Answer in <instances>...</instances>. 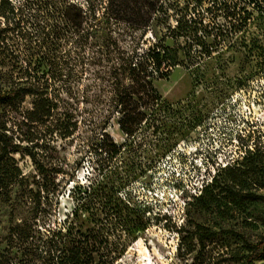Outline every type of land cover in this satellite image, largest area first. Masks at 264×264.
<instances>
[{
    "label": "rangeland",
    "instance_id": "374dc122",
    "mask_svg": "<svg viewBox=\"0 0 264 264\" xmlns=\"http://www.w3.org/2000/svg\"><path fill=\"white\" fill-rule=\"evenodd\" d=\"M55 1L0 0V128L19 150L0 143V264H49L41 241L70 223L96 228L91 213L75 211L107 180L148 205L151 218L132 235L104 228L123 246L114 264H246L264 236V74L257 47L249 53L264 44V0H162L165 20L145 33L130 24L148 17L149 0H61L100 22L67 38ZM108 9L115 18L103 17ZM234 18H249L247 27L235 32ZM160 44L178 54L153 82L165 105L148 114L164 124L151 121L129 139L102 86L119 52ZM100 128L123 147L102 172L88 148ZM25 219L37 230L32 253L8 245Z\"/></svg>",
    "mask_w": 264,
    "mask_h": 264
},
{
    "label": "trees",
    "instance_id": "16d2710c",
    "mask_svg": "<svg viewBox=\"0 0 264 264\" xmlns=\"http://www.w3.org/2000/svg\"><path fill=\"white\" fill-rule=\"evenodd\" d=\"M26 2L27 0H24V3ZM111 5L112 2L109 3V6ZM148 7V17L143 19L137 16L130 24L132 28L143 30L145 33L153 22L158 23L165 20L166 15L164 18L160 15V12L163 11L162 0H149ZM51 10H53V19L62 30L63 37L68 34L80 35L85 29H88L86 31L88 32L89 29L100 23L96 22L97 13L95 11H84L80 4H65L61 0H56L51 4ZM103 17L106 20L115 18L110 9L103 13ZM248 19L243 18L237 22L234 18L236 23L233 24V30L235 32L242 31L247 27ZM232 46L231 44L230 47ZM256 47L262 56L259 72L264 74V44H254L249 48L251 55L253 48ZM204 54L210 57L212 53L210 50H205ZM118 56L121 63L110 68V74L102 89L107 95L108 115L115 113L118 115V127L122 134L130 139L143 125L149 124L151 121L158 125L164 124L163 116L152 118L148 114V111L155 107L159 108L165 105L153 82L166 78L169 73L168 69L178 64V54L176 50L160 44L158 48H149L143 54L119 52ZM255 74L258 75L257 72ZM91 133L88 148L94 152L96 156L94 164L99 172H102L115 165L123 147L114 142L105 128L96 129ZM0 143L3 151L10 148L15 149V152L19 151L12 145L10 138L2 128H0ZM258 153L264 157V147ZM137 167H142V164L135 166V168ZM118 193L115 184L110 180L96 182L92 189L84 192L85 201L81 203L75 213L76 215L79 211L91 213L96 219L97 227L83 231L81 226L70 223L55 232L51 239L41 241L42 244L39 247L53 255L50 256L49 264H96L95 254L103 257L98 264H114L120 258L123 251L122 244L112 242L107 237L109 233L104 228L107 226L111 231L109 226L117 225L122 234L132 235L134 232L144 230L151 218L147 215L150 207L142 200L133 198L131 195L121 197ZM97 215L100 217L96 218ZM36 232L34 223L25 219L21 224H16L10 229L7 236L8 245L22 248L24 252L29 250L32 253L33 246L36 245L38 248L35 242ZM116 237H118L117 239L122 238L121 235ZM263 257L264 236L250 244L246 264H254L256 261L262 260Z\"/></svg>",
    "mask_w": 264,
    "mask_h": 264
}]
</instances>
